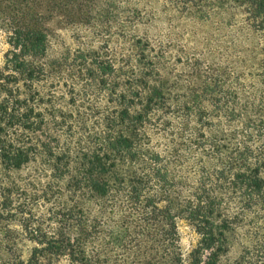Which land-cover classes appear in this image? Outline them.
Instances as JSON below:
<instances>
[{"label":"trees","instance_id":"16d2710c","mask_svg":"<svg viewBox=\"0 0 264 264\" xmlns=\"http://www.w3.org/2000/svg\"><path fill=\"white\" fill-rule=\"evenodd\" d=\"M39 2L0 0V264H264V0Z\"/></svg>","mask_w":264,"mask_h":264},{"label":"rangeland","instance_id":"374dc122","mask_svg":"<svg viewBox=\"0 0 264 264\" xmlns=\"http://www.w3.org/2000/svg\"><path fill=\"white\" fill-rule=\"evenodd\" d=\"M17 0H7L8 4H14ZM39 10L44 12V9L46 8V5L48 3V0H40L39 2ZM62 17L61 9L58 7L53 15L52 19L50 20V28L52 29V35H51V41H50V48L51 51L59 52L63 48H71L75 49L78 47H83L87 43H95L92 40L87 39V34H85L84 29H79L76 27L63 25L60 23ZM116 30H113V32ZM105 39H108L107 37ZM112 39L115 41L114 34L112 36ZM112 40H110L111 42ZM8 44L5 41L4 34L0 31V64L3 58V53L8 49ZM180 246L184 252H187L191 247H193L196 243L197 236L196 234L186 225L182 224L180 226ZM241 244L240 242L235 243L234 247L232 248L231 252L228 254V256H224L222 258V261L224 264H230L233 263L236 257L239 254ZM255 258L253 254L250 256ZM264 262V261H263Z\"/></svg>","mask_w":264,"mask_h":264}]
</instances>
